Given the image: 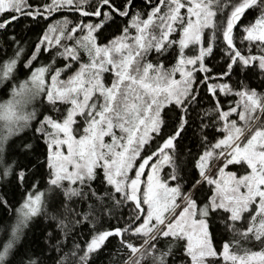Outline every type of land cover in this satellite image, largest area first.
Returning a JSON list of instances; mask_svg holds the SVG:
<instances>
[{
	"label": "snow or ice",
	"instance_id": "obj_1",
	"mask_svg": "<svg viewBox=\"0 0 264 264\" xmlns=\"http://www.w3.org/2000/svg\"><path fill=\"white\" fill-rule=\"evenodd\" d=\"M0 264H264V0H0Z\"/></svg>",
	"mask_w": 264,
	"mask_h": 264
}]
</instances>
